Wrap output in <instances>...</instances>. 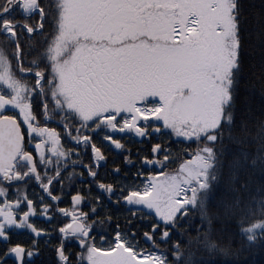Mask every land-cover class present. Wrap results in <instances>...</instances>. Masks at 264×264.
Here are the masks:
<instances>
[{
    "label": "snow or ice",
    "instance_id": "obj_1",
    "mask_svg": "<svg viewBox=\"0 0 264 264\" xmlns=\"http://www.w3.org/2000/svg\"><path fill=\"white\" fill-rule=\"evenodd\" d=\"M257 248L264 0H0V264Z\"/></svg>",
    "mask_w": 264,
    "mask_h": 264
},
{
    "label": "trees",
    "instance_id": "obj_2",
    "mask_svg": "<svg viewBox=\"0 0 264 264\" xmlns=\"http://www.w3.org/2000/svg\"><path fill=\"white\" fill-rule=\"evenodd\" d=\"M249 11V16H250ZM246 56H248V53H245ZM249 62H251L252 57L248 56ZM236 259V258H232ZM239 264H264V250L262 249H252L249 250V253L240 252L239 256Z\"/></svg>",
    "mask_w": 264,
    "mask_h": 264
}]
</instances>
